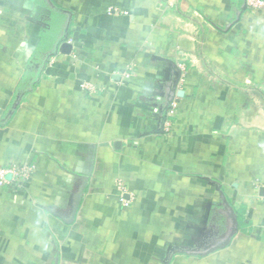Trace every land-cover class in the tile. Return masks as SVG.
Here are the masks:
<instances>
[{
    "label": "crops",
    "instance_id": "crops-1",
    "mask_svg": "<svg viewBox=\"0 0 264 264\" xmlns=\"http://www.w3.org/2000/svg\"><path fill=\"white\" fill-rule=\"evenodd\" d=\"M12 162L0 264H264V9L0 0Z\"/></svg>",
    "mask_w": 264,
    "mask_h": 264
},
{
    "label": "built area",
    "instance_id": "built-area-1",
    "mask_svg": "<svg viewBox=\"0 0 264 264\" xmlns=\"http://www.w3.org/2000/svg\"><path fill=\"white\" fill-rule=\"evenodd\" d=\"M248 6H250L253 10L264 9V0H246ZM118 12L115 8H110L108 13ZM125 77H129L128 74ZM81 87H85V85H81ZM32 171V167L29 164L18 165L15 162L9 163L5 166L0 167V187H4L6 185H10L11 183L17 181L21 178H28ZM120 188V202L123 207H128L130 205L131 200L124 198V186L119 185Z\"/></svg>",
    "mask_w": 264,
    "mask_h": 264
},
{
    "label": "water",
    "instance_id": "water-1",
    "mask_svg": "<svg viewBox=\"0 0 264 264\" xmlns=\"http://www.w3.org/2000/svg\"><path fill=\"white\" fill-rule=\"evenodd\" d=\"M68 39V38H67ZM66 39V42H59L56 48V54H58V52H61L63 54H69L71 52V44H69L68 40ZM65 40V39H64ZM61 44V46H59ZM50 57V56H49ZM49 57L47 59H49ZM182 92H177V96H181ZM172 104V101H170L169 106ZM259 195L261 197H264V187L260 188L259 190ZM78 202V199H77ZM223 202L225 204V206H227L228 210L230 211V218L232 220L233 223V231H237L238 230V223H237V219H236V215L233 211V209L231 208V206L228 204L227 200L223 197Z\"/></svg>",
    "mask_w": 264,
    "mask_h": 264
}]
</instances>
